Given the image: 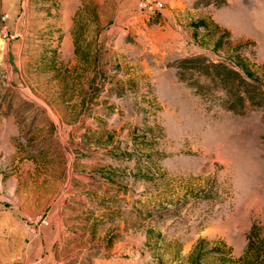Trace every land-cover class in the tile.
<instances>
[{
    "label": "rangeland",
    "instance_id": "obj_1",
    "mask_svg": "<svg viewBox=\"0 0 264 264\" xmlns=\"http://www.w3.org/2000/svg\"><path fill=\"white\" fill-rule=\"evenodd\" d=\"M241 42L264 92V0H0V264H246L264 102L177 67Z\"/></svg>",
    "mask_w": 264,
    "mask_h": 264
},
{
    "label": "trees",
    "instance_id": "obj_2",
    "mask_svg": "<svg viewBox=\"0 0 264 264\" xmlns=\"http://www.w3.org/2000/svg\"><path fill=\"white\" fill-rule=\"evenodd\" d=\"M203 19L195 20L192 25L196 28L204 29L206 32V38L210 39L213 42L212 49L214 51H219L223 48L224 44L230 36V32L227 29H222V32L219 36L214 39V31L210 29V25L205 23ZM213 29L216 31L220 29V26L217 24H211ZM212 32V33H211ZM194 37H199V33L192 32ZM202 38V36L200 37ZM248 42L238 43L231 52V57L224 58L219 62H212L206 59L202 54L198 55H189L183 57L178 63V69L185 67H199L202 70V74L210 75L215 81V83L220 88H223L225 91H228L226 96V107L228 110L238 111L239 107L243 105L245 96L248 99H253L258 102H264V92L261 89L257 79L253 78L249 81L245 80L244 77L240 76V73L235 69L239 68L242 71L246 72V76H253L251 72L248 71L247 64L244 60L243 51H250L253 53L252 47L253 44H247ZM250 237L248 238V243L246 247V252H252L253 256H250V260L246 264H264V234H260L256 230V227H252ZM192 260L193 264H199L202 256L198 252ZM244 256L241 258L243 259ZM240 258V259H241Z\"/></svg>",
    "mask_w": 264,
    "mask_h": 264
},
{
    "label": "crops",
    "instance_id": "obj_3",
    "mask_svg": "<svg viewBox=\"0 0 264 264\" xmlns=\"http://www.w3.org/2000/svg\"><path fill=\"white\" fill-rule=\"evenodd\" d=\"M181 43H182V45H183V42L182 41H180ZM182 49H183V51H184V53H182V54H188V52H190V51H188V49H186L185 47H182ZM199 51V50H198ZM199 52H201V51H199ZM191 53V52H190ZM181 55V54H180Z\"/></svg>",
    "mask_w": 264,
    "mask_h": 264
}]
</instances>
